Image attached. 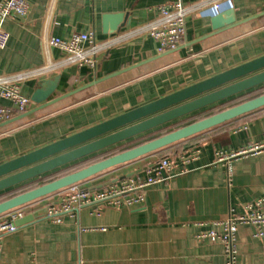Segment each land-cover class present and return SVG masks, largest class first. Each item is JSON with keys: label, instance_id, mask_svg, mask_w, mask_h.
Segmentation results:
<instances>
[{"label": "crops", "instance_id": "crops-1", "mask_svg": "<svg viewBox=\"0 0 264 264\" xmlns=\"http://www.w3.org/2000/svg\"><path fill=\"white\" fill-rule=\"evenodd\" d=\"M203 1L184 0L187 6ZM27 2L25 15H13L4 23L9 39L0 48V75L56 65L46 75L24 82L22 91L28 97L42 79L58 77L50 98L102 80L0 126V163L264 54V15L213 33L211 17H206L212 9L193 10L186 17L185 43L170 52L158 53L157 43L140 30L155 19L157 7L165 0ZM232 4L225 10L232 9L236 21L264 11V0H232ZM108 13L125 15L123 25L113 33L102 32V16ZM90 29L97 40L117 37L109 49L98 54L93 71L63 63V52L48 44L49 38L66 39ZM263 87L228 101H237ZM221 102L114 144L85 158L89 161L80 166L219 109ZM33 107L31 102L29 109ZM255 145L259 146L232 159L233 175L228 185L226 167L215 160V152L229 153ZM194 149H199L196 158L183 165L180 156H188ZM164 156L177 160L175 171L185 167V172L146 188L144 201L138 205L104 206L98 214L95 207L86 206L73 215H62L57 222L42 215L47 205L57 202L61 190L29 203L34 220L0 237V264H226L220 243L199 241L196 235L212 228L221 231L213 224L215 221L225 219L229 213H242L246 203L264 197V106L78 184L98 189L121 179L143 178L145 169ZM61 169L1 192L0 200L24 191L33 182L41 183ZM254 234L251 224L238 226L237 264H264V234Z\"/></svg>", "mask_w": 264, "mask_h": 264}, {"label": "water", "instance_id": "water-1", "mask_svg": "<svg viewBox=\"0 0 264 264\" xmlns=\"http://www.w3.org/2000/svg\"><path fill=\"white\" fill-rule=\"evenodd\" d=\"M264 15L261 11L241 21H236L232 9L221 11V15L210 18L213 33L239 25ZM125 20L123 13H108L102 16V32L113 33L120 29ZM169 50L167 52H170ZM142 61L128 68H133L147 61ZM118 73V72H116ZM113 73L109 76H113ZM102 79H96L83 87L74 89L59 97L50 98L56 90L58 77L42 79L30 95L35 107L0 124L6 125L26 117L43 107L89 87ZM264 84V54L239 65L216 73L208 78L190 84L167 95L120 113L80 131L62 137L41 147L0 163V193L15 186L38 178L59 168L75 164L79 160L128 141L162 125H167L179 118L219 103L235 94L248 91ZM264 106V93L230 106L219 112L201 118L177 129L164 133L151 140L94 161L75 171L62 175L46 183L27 189L12 197L0 201V214L51 195L72 184L79 183L97 173L114 166L124 164L146 154L163 149L175 142L191 137L241 115ZM122 178V177H121ZM28 214L17 220V225L33 221Z\"/></svg>", "mask_w": 264, "mask_h": 264}, {"label": "built area", "instance_id": "built-area-1", "mask_svg": "<svg viewBox=\"0 0 264 264\" xmlns=\"http://www.w3.org/2000/svg\"><path fill=\"white\" fill-rule=\"evenodd\" d=\"M227 0H206L194 6H187L184 0H165L157 7V16L148 22L140 30L157 43L158 53L174 50L185 43L186 17L193 11H206L219 8L224 11ZM29 9L27 0H0V48H4L8 42L9 34L4 29V23L13 15H25ZM117 37L97 40L92 29L73 33L70 37L49 38L48 44L63 52V63L77 66H86L95 70L98 62V54L109 49ZM56 65L45 64L39 67L17 71L9 75H0V124L12 117L27 111L30 107V97L22 91L25 81L32 78H40ZM7 102V103H5ZM259 145L248 149H240L226 153L223 150L215 152V160L224 163L226 167L227 184H231V161L239 155L254 150ZM199 149L192 150L188 156L181 155L179 159L183 165L195 159ZM178 162L169 156L160 157L156 162L145 169L143 178H126L111 183L98 189H90L72 184L61 190L57 202L46 206L42 217L59 222L62 215H73L75 211L86 207H95V213H99L104 206H133L144 201L145 189L168 179L176 174L185 172L183 167L178 171ZM175 171V172H174ZM29 205L19 206L0 214V237L14 232L19 226L17 220L31 214ZM214 225L221 227V231L214 228L203 230L196 235L199 241L208 239L211 242L220 243L224 248L226 264H237L236 232L240 224H251L255 228V236L264 234V197H258L243 206V212L231 214ZM2 242L0 239V251Z\"/></svg>", "mask_w": 264, "mask_h": 264}, {"label": "trees", "instance_id": "trees-1", "mask_svg": "<svg viewBox=\"0 0 264 264\" xmlns=\"http://www.w3.org/2000/svg\"><path fill=\"white\" fill-rule=\"evenodd\" d=\"M260 86H261V85H260ZM248 91H249V90H248ZM245 92H247V91H245ZM242 93H243V92H242ZM263 93H264V87H263V88H259L258 90H256L255 94L252 93L251 96H247V97L241 98V99H239V100H237V101H235V102H232V103H230V104H226L225 106H222V107H220L219 109L208 111V112L204 113V114H203L202 116H200V117L188 119V120L182 122V124H179V125H177V126L174 127V128L167 129V130H165L164 132H159V133H155V134L149 135L148 137H145V138H143V139H140V140H138V141H136V142H133V143L127 145V146L124 147L122 150H121V149L118 150V152L123 151V150L128 149V148H131V146L133 147V146H136V145H138V144H141V143H143V142H145V141L151 140V139H153V138H155V137H158V136H160V135H162V134H164V133H167V132H169V131H172V130H174V129H177V128L183 126V125H186V124H189V123L194 122V121H196V120H199V119H201V118L207 117V116H209V115H211V114H214V113H216V112H219V111H221V110H223V109H226V108H228V107H230V106H233V105L236 106V104H239V103H241V102H243V101H246V100H248V99H251V98H253V97H256V96H258V95H261V94H263ZM240 94H241V93H240ZM235 95H236V94H235ZM237 95H239V94H237ZM237 95H236V96H237ZM232 97H234V96H232ZM232 97H230V98H228V99H225V101H224V100H223L222 102L220 101L221 104L223 103V105H224V103L227 102V100H230ZM115 153H117V151H116V152H113V153H109V155H107V156H105V157H108V156L113 155V154L115 155ZM105 157H103V158H105ZM103 158H100V159H103ZM100 159H99V160H100ZM82 167H83V166H82ZM79 168H81V166H77V168L72 167V168H70V170H68V168H67V169H65L66 171H64V170H63L64 172L62 171L63 173H61V174H56V175L53 176V177H47V178H45L44 180H42L41 183L37 182V183L34 184V186L29 187V188H27V189L29 190V189H31V188H33V187H35V186H38V185H40V184L46 183V182H48V181H51V180H53V179H55V178H58V177H60V176H62V175H65V174H67V173H70V172H72V171H75V170H77V169H79ZM60 172H61V171H60ZM27 189H25L24 191H26ZM24 191H21V192H24ZM21 192H18V193H21ZM18 193H15V192H14V193H11V194H9V195H8L6 198H4V199H7V198H9V197H12V196H14V195H16V194H18ZM4 199H2V200H4ZM2 200H0V201H2Z\"/></svg>", "mask_w": 264, "mask_h": 264}, {"label": "clouds", "instance_id": "clouds-1", "mask_svg": "<svg viewBox=\"0 0 264 264\" xmlns=\"http://www.w3.org/2000/svg\"><path fill=\"white\" fill-rule=\"evenodd\" d=\"M227 5L229 8L233 7L232 0H227ZM221 15V11L219 8H214L210 11V13L206 14V17L215 18L216 16Z\"/></svg>", "mask_w": 264, "mask_h": 264}, {"label": "rangeland", "instance_id": "rangeland-1", "mask_svg": "<svg viewBox=\"0 0 264 264\" xmlns=\"http://www.w3.org/2000/svg\"><path fill=\"white\" fill-rule=\"evenodd\" d=\"M253 94H255V92H253ZM251 95H252V94H248L247 96H251ZM247 96H246V97H247ZM232 101H236V99H235V100H231V101H228V100H227V102H225L223 106H225L226 104H230V103H232ZM88 159H89V158H88ZM92 159H93V158H92ZM85 160H86V161H84V162H82V163H78L79 166L82 165L83 163H86V162L89 161V160H87V159H85ZM77 166H78V165H77ZM77 166H76V165L74 166V164L71 165V167H75V168H77ZM69 167H70V166H69ZM71 167H70V168H71ZM70 168H68V170H70ZM64 169H65V168H64ZM64 169H63V170H64ZM61 170H62V169H61ZM61 170L56 171L55 173H56V174H61V173H63L64 171H66V170H64V171L62 170V171H63V172H62ZM60 171H61V172H60ZM56 174H52V175L49 176V177H53V176H55ZM33 184H35V183H34V182L31 183L32 186H34ZM31 185H30V187H32Z\"/></svg>", "mask_w": 264, "mask_h": 264}]
</instances>
